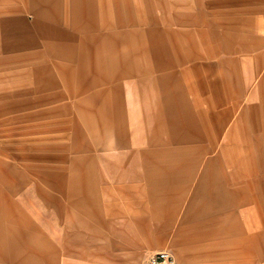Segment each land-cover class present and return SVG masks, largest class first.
Segmentation results:
<instances>
[{
  "label": "crops",
  "instance_id": "0c3cea01",
  "mask_svg": "<svg viewBox=\"0 0 264 264\" xmlns=\"http://www.w3.org/2000/svg\"><path fill=\"white\" fill-rule=\"evenodd\" d=\"M220 11L264 28V0H0V264H264L247 157L215 146Z\"/></svg>",
  "mask_w": 264,
  "mask_h": 264
},
{
  "label": "rangeland",
  "instance_id": "374dc122",
  "mask_svg": "<svg viewBox=\"0 0 264 264\" xmlns=\"http://www.w3.org/2000/svg\"><path fill=\"white\" fill-rule=\"evenodd\" d=\"M240 15L238 12L226 14L222 11L217 12L215 50L217 54L230 53L232 56L230 66V131L232 138L230 141L217 140L215 146L216 148L223 146L232 148L230 158L237 160V174H239L240 154L241 152L245 153L248 169V222L255 223V213H261L264 216V45L257 49V45L250 43V39H255L251 36H254V33L258 31L264 33V28L257 29L254 26H244L240 19H236ZM226 17L227 19H225ZM244 54L248 55V58L245 59L244 56L242 61L238 60ZM234 58L238 59L233 60ZM245 69L249 73L247 76H243ZM239 189V184L233 182L232 196H236L235 198L232 197L233 200H238ZM25 195L26 198L34 199L36 195L34 188H26ZM40 199L43 198L40 197ZM35 200L38 202L39 198L36 197ZM37 202L30 203V206H37L42 211L47 209L46 204H38ZM48 233L50 232L48 231ZM30 238L39 241V244H34L38 247L37 250L41 247L40 252L50 253V244L41 245L43 243L41 237L39 239ZM29 254L25 252V257L31 258Z\"/></svg>",
  "mask_w": 264,
  "mask_h": 264
},
{
  "label": "built area",
  "instance_id": "2783aa9c",
  "mask_svg": "<svg viewBox=\"0 0 264 264\" xmlns=\"http://www.w3.org/2000/svg\"><path fill=\"white\" fill-rule=\"evenodd\" d=\"M150 264H177L169 251L162 250L153 254Z\"/></svg>",
  "mask_w": 264,
  "mask_h": 264
}]
</instances>
